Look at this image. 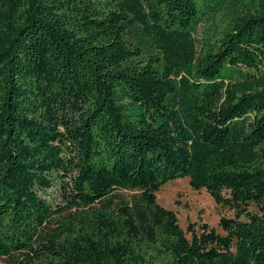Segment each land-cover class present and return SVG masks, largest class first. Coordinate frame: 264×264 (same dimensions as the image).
Listing matches in <instances>:
<instances>
[{
  "label": "trees",
  "instance_id": "obj_1",
  "mask_svg": "<svg viewBox=\"0 0 264 264\" xmlns=\"http://www.w3.org/2000/svg\"><path fill=\"white\" fill-rule=\"evenodd\" d=\"M0 263L264 264V0H0Z\"/></svg>",
  "mask_w": 264,
  "mask_h": 264
},
{
  "label": "rangeland",
  "instance_id": "obj_2",
  "mask_svg": "<svg viewBox=\"0 0 264 264\" xmlns=\"http://www.w3.org/2000/svg\"><path fill=\"white\" fill-rule=\"evenodd\" d=\"M123 194L127 196L129 193L124 191ZM155 201L175 213L178 225L183 230L188 223L204 222L222 233L217 224L219 217L232 216L231 210L215 204L203 188L193 190L186 177L169 180L161 185L155 193ZM249 209L254 210V207L251 205ZM186 236L189 237V233L186 232Z\"/></svg>",
  "mask_w": 264,
  "mask_h": 264
}]
</instances>
